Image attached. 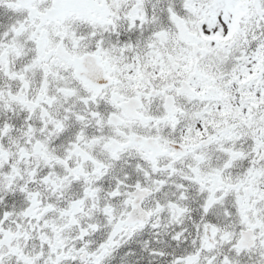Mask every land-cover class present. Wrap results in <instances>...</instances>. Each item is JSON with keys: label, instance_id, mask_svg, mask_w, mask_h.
Wrapping results in <instances>:
<instances>
[{"label": "snow or ice", "instance_id": "obj_1", "mask_svg": "<svg viewBox=\"0 0 264 264\" xmlns=\"http://www.w3.org/2000/svg\"><path fill=\"white\" fill-rule=\"evenodd\" d=\"M0 264H264V0H0Z\"/></svg>", "mask_w": 264, "mask_h": 264}]
</instances>
